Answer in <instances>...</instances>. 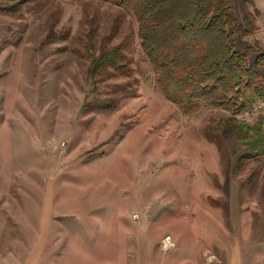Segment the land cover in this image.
<instances>
[{"label":"rangeland","instance_id":"374dc122","mask_svg":"<svg viewBox=\"0 0 264 264\" xmlns=\"http://www.w3.org/2000/svg\"><path fill=\"white\" fill-rule=\"evenodd\" d=\"M18 1L0 0L2 263L264 264V156L242 160L245 145L221 123H254L264 105L184 114L164 96L131 9H2ZM234 1L254 28L236 49L264 48V0ZM114 45L131 73L92 76L91 53Z\"/></svg>","mask_w":264,"mask_h":264},{"label":"trees","instance_id":"16d2710c","mask_svg":"<svg viewBox=\"0 0 264 264\" xmlns=\"http://www.w3.org/2000/svg\"><path fill=\"white\" fill-rule=\"evenodd\" d=\"M30 1L2 9L16 13ZM101 1L134 12L144 55L164 96L182 113H193L204 104L238 115L255 104L264 105V48L236 49V36L248 35L254 28L250 19L251 29L233 14L234 0ZM130 62L120 45L102 46L91 53L89 72L102 77L130 74ZM92 105L107 109L112 99L95 100ZM222 121L245 145L242 160L264 156V116L254 123Z\"/></svg>","mask_w":264,"mask_h":264},{"label":"built area","instance_id":"2783aa9c","mask_svg":"<svg viewBox=\"0 0 264 264\" xmlns=\"http://www.w3.org/2000/svg\"><path fill=\"white\" fill-rule=\"evenodd\" d=\"M172 245H173V241H172L171 237H170V236H167V237L163 240V248H164L165 250H168V249H170V248L172 247Z\"/></svg>","mask_w":264,"mask_h":264},{"label":"crops","instance_id":"0c3cea01","mask_svg":"<svg viewBox=\"0 0 264 264\" xmlns=\"http://www.w3.org/2000/svg\"><path fill=\"white\" fill-rule=\"evenodd\" d=\"M0 264H18L16 256H11L8 260L2 263V258L0 257Z\"/></svg>","mask_w":264,"mask_h":264}]
</instances>
